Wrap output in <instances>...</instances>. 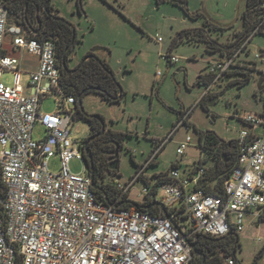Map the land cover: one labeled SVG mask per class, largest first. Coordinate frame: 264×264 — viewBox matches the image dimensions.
<instances>
[{
  "label": "built area",
  "instance_id": "built-area-1",
  "mask_svg": "<svg viewBox=\"0 0 264 264\" xmlns=\"http://www.w3.org/2000/svg\"><path fill=\"white\" fill-rule=\"evenodd\" d=\"M262 6L260 21L234 52L209 62L204 96L223 81L240 54L250 50L253 37L264 30V0ZM7 36L13 51L39 59L30 72L28 92L21 82L22 59L8 53ZM157 40L162 42V36ZM168 59L170 64L179 61L171 53ZM5 70L14 72L13 85L2 81ZM52 96L54 109L44 111ZM77 111L76 96L65 88L56 42L10 23V11L0 0V264H191L192 244L199 235L221 237L232 228L241 233L248 215L253 219L264 215V112L239 115L248 128L236 138L239 157L223 195L199 187L206 173L203 165L183 171L176 161L167 171L148 176L146 171L165 140L129 180H116L118 201L139 180L147 182L142 189L146 196L159 179H168L159 187L163 195L157 200L166 207L167 216L165 211L156 215L119 207L98 196L83 139L72 135ZM187 120L181 119L178 127ZM38 123L46 134L35 139ZM192 143L187 136L178 154L183 156ZM55 154L61 160L58 172L49 169L47 160ZM75 158L83 162L80 173L70 169ZM226 262L236 264L233 257Z\"/></svg>",
  "mask_w": 264,
  "mask_h": 264
},
{
  "label": "rangeland",
  "instance_id": "rangeland-1",
  "mask_svg": "<svg viewBox=\"0 0 264 264\" xmlns=\"http://www.w3.org/2000/svg\"><path fill=\"white\" fill-rule=\"evenodd\" d=\"M52 1L60 14L74 24L82 41L69 55L70 67L80 63L94 47H108L110 53L100 51L99 54L110 63L126 92L124 99L115 103L96 92H89L82 99L84 108L89 113L102 115L109 128L129 134L125 140L121 174H113L108 179L129 180L138 165L151 158L154 140L162 142V139L166 146L155 157L156 164L154 162L147 169V175L165 172L176 161L181 163L184 171L190 164L196 165L201 157L200 130L215 131L222 139L230 141L239 137L242 129L248 128L239 115L264 112V79L261 80L263 89H259V79L264 78V55H257L259 48L264 49V34L253 37L250 50H244L235 62H257V70L251 72L250 80L242 82L246 74L232 66L223 81L212 86L204 100L201 99L207 84L199 81V77L209 75L208 66L213 56L207 51L205 42L182 41L171 51L179 61L170 65L168 59L169 49L178 33L203 27L209 18L226 26L225 30L209 27L208 32L213 38L222 42L239 38L243 32L247 0H242L241 16L236 22L240 0H206V13L202 12L204 0H187L185 5L158 0H83L84 11L79 9L78 0ZM197 13H200L198 17H194ZM10 18L15 21L18 15L12 14ZM158 36H162V42H158ZM5 44L8 53L23 60L21 82L28 92L30 72L34 70L32 66L37 57L29 53L22 56L18 49L13 51L10 36L6 37ZM1 79L5 84L13 85L15 74L5 70ZM54 106L52 96L43 110H53ZM182 113L188 120L175 127L173 132ZM90 129L87 121L78 118L74 121L72 135L84 139ZM45 134V128L38 123L33 130L34 138L40 139ZM187 136L192 137L193 143L181 156L177 149ZM47 160L49 169L58 172L60 156L55 154ZM69 166L73 172L80 173L83 162L75 158ZM144 185V180L137 181L129 198L143 201ZM162 195L163 191H158L156 200L160 201ZM245 223L246 228L240 233L241 248L237 251V259L241 264H264V219H253L248 215Z\"/></svg>",
  "mask_w": 264,
  "mask_h": 264
},
{
  "label": "trees",
  "instance_id": "trees-1",
  "mask_svg": "<svg viewBox=\"0 0 264 264\" xmlns=\"http://www.w3.org/2000/svg\"><path fill=\"white\" fill-rule=\"evenodd\" d=\"M2 1L8 7L10 17L12 14L18 15V18L15 19V21H11L10 18V23L20 24L30 32H32V23H39L42 19L41 12H45L47 15L45 26H43L45 32L39 37L53 39L57 42L62 78L65 83L66 91L69 94L75 95L77 100H79L81 95L83 99V97L89 92L99 93L104 99L111 103L121 102L124 99L126 92L120 81L117 79L115 71L110 63L105 58L99 56L98 53L94 54L92 51H88L83 60L74 68H71L69 65V55L72 51L71 48L68 50L65 60L63 59V53L69 46H71L74 34H76L74 32L75 26L71 21L59 14L60 9L55 6L53 1L49 4L48 10L46 9V3L48 0ZM164 1H171L175 4L181 5H185L187 3V0H158V2ZM78 2L79 9L84 11L83 0H78ZM262 13V0H247L246 9L243 13V32L239 38L236 37L235 40H227L224 42L213 38L208 32L209 27L215 28L216 30H225L226 26L207 19L204 24L205 26L203 27L192 29L188 28L178 33V35L174 38L168 53L170 54L173 47H175L178 43L186 40L188 42L196 43L205 42L207 51L214 56H218L220 58L230 56L234 52L235 47L238 46L244 38L252 32L256 24L260 21ZM199 14L200 13L194 14V17H198ZM259 33L264 34V30ZM78 42L79 40L77 38L75 43ZM64 61H66L67 67L63 66ZM232 66H235L240 72L246 74V79L242 81L244 83L250 80L251 72L257 70V62L249 63L239 61L237 64ZM202 77L203 76H201V78ZM199 81H201V79ZM207 95L203 96L201 100H204ZM77 107L78 111L76 119L83 118L92 127L99 125L101 121H105V118L102 115L89 113L84 108L82 102H79ZM183 117L184 113H182L173 129L177 127V124ZM200 133V145L203 148L201 153H203V156L200 157L196 165L205 166L206 173L205 177L200 181L199 187L204 188V190L208 193L223 195L225 181L238 161V141L237 139L226 141L212 130H200ZM122 135L127 137L129 134L123 133ZM154 143L155 148L153 152L158 147L160 140H154ZM154 164H156V162ZM172 165H174V163H172ZM139 166L141 165H138V167ZM117 174L119 175L121 173H116L114 175ZM99 176V174H95V181L98 188H94L98 196L104 198L108 203H116L118 206L123 202V204L119 207L140 209L143 211H149L150 213L156 215L164 213V208L159 204H154L151 208H149V206L152 203L157 202L156 195L159 187L164 181H168V179H159L154 185L153 190L145 196L143 201L132 200L129 198V195H125L123 198L116 201L120 193L116 186V180L114 178L108 179V177L105 178L104 176L98 180ZM145 183L147 182L145 181ZM166 212L167 211H165V213ZM261 219H264V215ZM195 244L200 252L198 253L194 249V258L191 264H227V257H233L238 264H241V262L237 259V251L241 248L240 233L234 228H232L229 234L221 237L212 236L210 234H201L197 237Z\"/></svg>",
  "mask_w": 264,
  "mask_h": 264
},
{
  "label": "flooded vegetation",
  "instance_id": "flooded-vegetation-1",
  "mask_svg": "<svg viewBox=\"0 0 264 264\" xmlns=\"http://www.w3.org/2000/svg\"><path fill=\"white\" fill-rule=\"evenodd\" d=\"M48 8L49 5L47 7V3H46V9L48 10ZM41 15H42L41 21H39V23L38 22L32 23L31 26L32 34L37 37L43 35L45 32L43 26H45L47 15L45 14V12H41ZM35 30L38 31L35 32ZM74 32L76 34H74V38L71 44L72 50L77 46L78 43L82 42L78 38L76 27L74 28ZM77 38L79 42L75 43V40ZM56 52H57V58L59 59V63H60L57 42H56ZM79 102L80 100H77V104H79ZM122 134L123 132L115 131L109 128L105 121H101L99 125H96L94 127L91 126L89 134L87 135V137L83 139V145L85 148V159L88 161L90 167H93L95 174L97 173L100 175L98 177V180H100L102 176L107 178L113 174L120 173L122 167L123 154L125 150V140H126V136H123ZM236 264H238V262H236Z\"/></svg>",
  "mask_w": 264,
  "mask_h": 264
},
{
  "label": "water",
  "instance_id": "water-1",
  "mask_svg": "<svg viewBox=\"0 0 264 264\" xmlns=\"http://www.w3.org/2000/svg\"><path fill=\"white\" fill-rule=\"evenodd\" d=\"M50 1H51V0H48V2H47V7H48ZM205 2H206V0H204V2H203V9H202V12H203V13H206V10H205ZM241 3H242V0H240L239 3H238V5H237V13H236V19H235V22L238 21V19H239L240 16H241V8H240V7H241ZM209 19H210V18H209ZM212 21H214V20H212ZM214 22H215V21H214ZM36 31H38V30H35V32H36ZM70 48H71V46H69V47L65 50V52L63 53V59H64V60H65L66 55H67V52H68V50H69ZM91 51H92L94 54H95V53H98V52H100V51H106V52H109V53H110L109 48H108V47H105V46H96V47H94ZM257 54H258V55H264V49H260V48H259V49L257 50ZM63 66H64V67H67V63H66V61H64ZM259 89L262 90L263 87L259 85ZM79 100H80V102H82V95L79 97ZM87 163H88V161H87ZM88 165H89V163H88ZM89 168H90V170H91V175H92V179H93V186H94L95 188H98V185H97V183H96V181H95V172H94V170H93V167H90V165H89ZM122 204H123V202L120 203L118 206H121ZM154 204H159V205H161V206L164 208V210L166 211V207L164 206V204L161 203V202H159V201H157V202H155V203H152V204L149 206V208H151ZM166 214H167V212H166ZM167 216H168V214H167ZM192 246H193V248H194L198 253L200 252V251L197 249V245H196L195 243H193Z\"/></svg>",
  "mask_w": 264,
  "mask_h": 264
},
{
  "label": "crops",
  "instance_id": "crops-1",
  "mask_svg": "<svg viewBox=\"0 0 264 264\" xmlns=\"http://www.w3.org/2000/svg\"><path fill=\"white\" fill-rule=\"evenodd\" d=\"M23 54H24V53L22 52V56H23ZM99 55H100V54H99ZM100 56H101V55H100ZM36 57H37V56H36ZM217 57H218V56H214V55H213L212 58H211V60H212V59H215V58H217ZM38 60H39V59H38V57H37V62L32 66L33 69H36V68H37V66H38ZM22 61H23V60H22ZM170 65H171V64H170ZM33 69H32V70H33ZM208 76L210 77V75H208ZM208 76H203L202 78L199 77V80H200V79L203 80V82H205L204 84L206 85V84L209 82V80H210V79L208 78ZM262 79H264V78L261 77V78L259 79V85H260V86H262V81H261ZM203 93H204V92H203ZM203 96H204V95H202V97H203ZM179 123H180V122H179ZM179 123L177 124V128H178ZM190 124H191V123H190ZM177 128H176V129H177ZM176 129H175L173 132H175ZM237 138H238V137H237ZM162 140H165V139H162ZM162 140H161V141H162ZM195 166H196L195 164H194V165H191V164H190L189 166H187V168H190V170H191V169H194Z\"/></svg>",
  "mask_w": 264,
  "mask_h": 264
}]
</instances>
